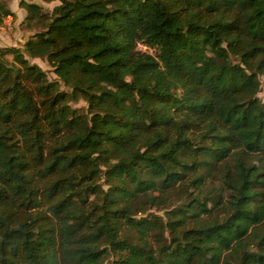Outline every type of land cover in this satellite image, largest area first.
Returning <instances> with one entry per match:
<instances>
[{
    "label": "trees",
    "instance_id": "1",
    "mask_svg": "<svg viewBox=\"0 0 264 264\" xmlns=\"http://www.w3.org/2000/svg\"><path fill=\"white\" fill-rule=\"evenodd\" d=\"M19 4L44 27L0 46V264H264V0Z\"/></svg>",
    "mask_w": 264,
    "mask_h": 264
},
{
    "label": "rangeland",
    "instance_id": "2",
    "mask_svg": "<svg viewBox=\"0 0 264 264\" xmlns=\"http://www.w3.org/2000/svg\"><path fill=\"white\" fill-rule=\"evenodd\" d=\"M21 0H6L8 8L13 12L11 15L4 18L3 23L0 26V46L2 47H21L23 48L25 41L35 33L40 31L44 27L43 21L37 19H30L28 17L27 10L22 7L19 3ZM28 2H35L42 6L44 13L51 14L54 6L60 3V0L44 1V0H26ZM141 49H147L142 43L139 44ZM29 62L38 64L47 74L51 80L58 79V76L53 70V67L44 58L31 57L25 53ZM8 58L12 60V55H8ZM236 61V58H233ZM261 81V91L259 96L264 99V75H259ZM61 82V88L66 89V86ZM72 106L86 108L87 103L83 99L77 101H71ZM103 179L100 180V183ZM106 187V185H104ZM149 213H155L164 215V210L159 208H151L148 210ZM147 212V213H148Z\"/></svg>",
    "mask_w": 264,
    "mask_h": 264
}]
</instances>
